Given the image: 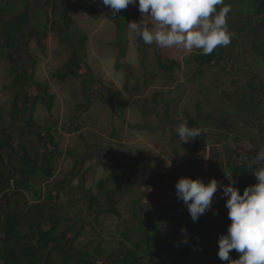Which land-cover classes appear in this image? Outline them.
<instances>
[{"label": "trees", "instance_id": "1", "mask_svg": "<svg viewBox=\"0 0 264 264\" xmlns=\"http://www.w3.org/2000/svg\"><path fill=\"white\" fill-rule=\"evenodd\" d=\"M15 1L7 0L10 3ZM240 1L224 0L231 7L227 19L232 33L230 43L217 47L210 55H203L200 50L191 55V60L196 64L194 74L198 77L213 66H219L225 75H230L235 69L242 72V82L231 80L233 93L229 89V92H221L225 101L233 104L232 110H212L206 106L205 97L203 101L196 99L191 114L184 110L183 118L189 127L206 130L191 140L193 157L188 177L197 179V163L202 168L204 161H207L206 172L217 170L213 157L200 152L211 138L212 125L219 134L224 151L223 162L214 178L227 185L229 181L224 172H232L237 182L234 186L242 194L246 186L256 183L254 171L260 165L249 159L243 151L236 150L230 139L237 137L255 145L257 149L264 147V79L251 65L242 62L238 51L244 47L241 41L243 37L251 53L264 60V0H250L251 4L246 7L239 5ZM3 4V0H0V59L9 64L8 76L11 81L4 88L11 91L12 97L8 110L0 106V264H201L207 260L213 248L215 232L223 231L226 234L230 224L225 207L227 197L221 198L222 189L214 194L212 208L196 222L192 221L187 208L182 201L177 200L176 194L164 193L166 201L160 196L153 199L156 208L153 213H149L142 207V200L147 195L144 191L131 203L132 226L125 225L120 237L114 241H107L101 236L98 238L97 235L84 237L82 231L85 225L81 224L77 228L76 222H71L68 211H64L65 207L69 208L72 204L70 200L67 203L60 202L59 188L64 194L67 191L68 199H79L89 215L95 218L116 212L113 198L116 199L126 189L130 178L139 179L143 188L154 185L150 178L152 165L145 156L137 154L126 161L125 167L111 170L97 181L94 192L87 187L93 168L85 169L83 166L86 161L77 155L67 177L52 183L45 192L46 185L38 182V178H53L54 158L61 153L54 134L55 122L52 121L42 130L33 114L38 103H42L48 112L51 111L55 97L48 86L34 79V67H23L14 53L23 43L22 37L27 33L26 28L31 25L36 10L28 2L18 12H9L11 14L5 17ZM131 8L120 11L125 13L118 29L122 31L123 37L128 27L125 19L142 24L140 13ZM77 9L92 13L93 0H42L40 41L44 50L47 38L52 34L57 36L62 47L68 50V56L52 76L59 81L80 77L84 91L89 82L87 75L91 74L92 69L86 59L87 39L75 27L74 11ZM120 43L115 68L122 66L125 57L126 42L124 45ZM137 46L138 52L142 54L141 47ZM145 46L154 52L156 69L154 72L144 70L143 77L158 76L166 82L174 81L175 70L180 67L179 60L164 54L163 49L155 43ZM141 64H145L143 54ZM93 79L95 97L100 102H110L113 114L123 118L122 89L105 85L94 76ZM129 85L126 79L123 90L138 89L137 84ZM84 94V98H87V93ZM156 99L155 96L150 102L144 103L142 114L153 110ZM161 102L165 115L169 116V104L165 99H161ZM82 106V103L78 104L71 119L76 118ZM7 117L8 123L3 124ZM245 120L258 123L259 127L253 130ZM17 123H23L30 130H15L13 126ZM79 173L80 177L73 183ZM176 181H173L174 186ZM213 210L217 214L214 215ZM181 228H185L186 233H181ZM82 236L84 239H79ZM185 236L188 243H182ZM155 245H159V250L171 258L155 259ZM239 255L235 250L230 252L234 260ZM220 264L227 262L222 261Z\"/></svg>", "mask_w": 264, "mask_h": 264}, {"label": "rangeland", "instance_id": "2", "mask_svg": "<svg viewBox=\"0 0 264 264\" xmlns=\"http://www.w3.org/2000/svg\"><path fill=\"white\" fill-rule=\"evenodd\" d=\"M28 2L36 12L31 25L26 28L27 33L22 37L23 43L19 44L14 53L23 67H34V79L48 86L50 93L54 94L51 111L48 112L42 103H38L33 118L42 126L40 127L42 130H45L44 126L52 121L55 122L54 134L61 153L54 158L53 178L48 180L38 178V182L41 181L46 185L45 192L52 183L67 177L77 155H80L77 156L79 159L86 161L83 166L85 169L93 168V174L87 187H90L94 192H96V183L99 179L107 176L111 170H115L117 167H125L126 161L131 160L137 154L147 157L152 165L150 178L154 183L153 186L143 188L139 179L130 178L126 189L116 199L113 198L116 212L105 213L97 218L89 215L79 199L73 197L68 199L67 191L64 194L60 188L58 189L60 202L67 203L70 200L72 204L71 207L64 209V211H68L71 222H76L77 228L81 224L85 225V229L82 231L84 237L97 235L98 238L101 236L100 238L104 237L107 241H114L120 237L121 230L125 225L132 226L131 203L134 199L142 196L146 191L147 195L142 200V207L149 213H153L156 204L152 200L158 196L164 200V193L175 194L173 181L180 177H188L190 160L193 157L191 140L185 143L176 133L178 126L184 123L183 111L187 110L191 114L196 99L203 101L206 97L207 107L218 110V112L222 109L230 112L233 104L225 101L221 92L225 90L233 93L231 80L242 82V72L235 69L230 75H225L220 71L219 66H213L207 68L198 77L194 74L196 64L191 60V55L198 50L187 52L173 47L161 49L164 54L176 58L180 62V67L175 70V80L166 82L158 76L143 77L144 70L154 72L156 69V58L152 48L145 46L130 28L132 21L128 18L125 19L126 24L128 23L125 37L121 35L122 31H118V29L119 22L122 23L125 17L124 12H119L113 17L111 12L99 3V0H93L92 13L81 9L74 11L75 27L87 39L85 44L86 59L92 69V75H87L89 82L83 91L80 77H69L65 81H59L52 76V73L59 69L66 60L68 50L62 47L54 34L47 38L43 50L40 41V30L43 24L40 11L42 0H17L13 3L3 0L5 17L14 11L18 12ZM241 4L246 7L251 4V1L242 0L239 2V5ZM131 7L140 13L135 5H129L126 10ZM141 23H148L150 27L152 26L150 17L142 16ZM241 41L244 47L238 52L242 62L251 65L264 79L263 58L259 59L251 53L250 47L243 37H241ZM25 42L26 44H24ZM120 42L123 45L126 42L125 57L122 66L115 68L114 63L118 58ZM137 45L142 49L145 58L144 65L141 64L142 54L138 52ZM8 70V62L0 59V106L5 110L9 109L12 97L11 91L4 88L11 81ZM93 76L96 80L101 79L105 85L122 89L123 118L113 114L110 102H100L95 97L92 87V84H95ZM126 79L130 85L137 84L138 89L124 91L123 84ZM144 80L145 82H143ZM84 92L87 93V98H84ZM155 96L157 99L153 110L148 114H142L144 103L150 102ZM161 99H165L169 104V116H166L163 111L164 104ZM80 103L83 106L78 109L76 118L71 119L70 117ZM245 122L253 130L259 127L258 123L250 120H245ZM5 123H8V117L3 122V124ZM13 128L15 130H30L23 123H17ZM210 135L208 144L201 148L200 152L201 154L205 153L206 156H212L216 162L214 167L218 170L224 158L223 145L218 138L217 130L212 125H210ZM230 143L236 150L246 153L251 160L257 153L256 150H253L256 149L253 144L240 138H231ZM71 151L74 152L71 153ZM197 167L198 178L205 183L214 178L218 172L214 169L210 171L213 173L206 172L207 161H204L202 165L203 170L199 163H197ZM79 177L80 173L73 179V183H76ZM220 234H223V231L215 232L210 256L201 264H220L222 262L217 255V240ZM83 236L79 239L83 240ZM106 249L110 250L109 247ZM153 255L155 259L169 256L159 250V245L154 246ZM167 258H171V256Z\"/></svg>", "mask_w": 264, "mask_h": 264}, {"label": "clouds", "instance_id": "3", "mask_svg": "<svg viewBox=\"0 0 264 264\" xmlns=\"http://www.w3.org/2000/svg\"><path fill=\"white\" fill-rule=\"evenodd\" d=\"M99 3L113 17L129 5L138 7L143 17H150L151 27L148 23H130V28L148 45L155 43L161 48L176 47L187 52L196 49L210 55L231 41L227 24L231 7L224 0H99ZM202 131L206 130L189 127L187 121L176 129L185 143L199 137ZM254 159L262 166L254 171L256 183L246 186L242 194L234 186L237 182L232 172H224L227 185L215 178L205 183L199 178L180 177L175 183L176 198L183 202L193 222L212 208L214 194L222 189L221 198L227 197L225 207L230 224L226 234L218 237L217 255L227 264H264V147L258 149ZM213 214H217L215 210ZM182 243H188L186 236ZM232 250L240 254L238 259L231 258Z\"/></svg>", "mask_w": 264, "mask_h": 264}, {"label": "crops", "instance_id": "4", "mask_svg": "<svg viewBox=\"0 0 264 264\" xmlns=\"http://www.w3.org/2000/svg\"><path fill=\"white\" fill-rule=\"evenodd\" d=\"M256 146L254 145V148H255ZM253 150H256L257 152H258V149H257V147H256V149H253ZM257 154V153H256ZM248 157V156H247ZM250 159V158H249ZM253 161H255V159H254V157H253V159H252ZM256 162V161H255ZM262 165H260V167H261Z\"/></svg>", "mask_w": 264, "mask_h": 264}]
</instances>
